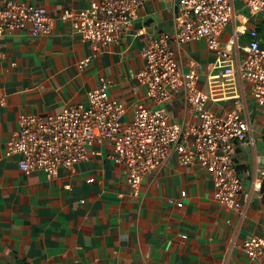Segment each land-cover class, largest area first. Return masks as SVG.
Instances as JSON below:
<instances>
[{"label": "crops", "instance_id": "0c3cea01", "mask_svg": "<svg viewBox=\"0 0 264 264\" xmlns=\"http://www.w3.org/2000/svg\"><path fill=\"white\" fill-rule=\"evenodd\" d=\"M20 1L45 6L52 29L37 37L16 30L0 39V87L8 99L0 108V264H222L226 250L228 264H264V256L251 260L241 247L244 240L264 235V181L258 189L252 184L254 168L264 167V114L254 105L255 146H240L235 158L242 185L238 198L247 203L243 214L213 199L212 177L205 168L182 166L175 156L145 177L134 197L126 183L127 169L114 162L110 142L91 146L87 160L60 169L52 178L42 170L24 173L18 156L6 154L21 114L46 116L85 103L101 78L110 82L111 96L124 103L123 122L132 120L138 104L154 106L136 79L144 66L142 48L160 33L174 31L170 2L146 0L119 41L95 51L75 34L70 20L61 18L94 0ZM237 3L235 19L221 41L237 31L240 42L247 44L256 28L264 47V20L242 0ZM173 46L183 71H190L192 62L201 64L198 86L208 93L210 77L223 71L213 65L215 52L205 39ZM232 102L212 98L208 107L222 114ZM166 108L177 123L197 118L184 90ZM182 190L187 191L184 207L169 204L167 199L180 198ZM182 234L188 236L185 244Z\"/></svg>", "mask_w": 264, "mask_h": 264}, {"label": "built area", "instance_id": "2783aa9c", "mask_svg": "<svg viewBox=\"0 0 264 264\" xmlns=\"http://www.w3.org/2000/svg\"><path fill=\"white\" fill-rule=\"evenodd\" d=\"M144 1L94 0L83 10L65 11L61 18L70 20L75 34L99 51L119 41ZM168 1L174 11V31L160 33L142 48L144 66L136 74L154 106L138 104L132 120L123 122L126 107L109 93L110 82L101 78L100 85L87 93L85 103L68 105L59 113L46 116L21 114L18 130L7 142L6 154L18 156V166L24 173L42 170L52 178L60 169L87 160L91 146L110 142L114 162L127 169L126 183L134 197L140 195L145 177L175 156L182 166L199 164L205 168L212 177L213 199L243 214L247 203L238 198L242 185L235 158L240 146H255L251 134L252 105L264 114V47L256 28L250 30L247 44L240 42L237 31L227 41H221L225 27L235 19L238 0ZM242 1L251 13L264 20V0ZM51 29L52 20L45 6L20 0L0 4V39L16 30L37 37L50 34ZM202 39L215 52L214 67L223 70L222 75L210 77L208 93L198 86L201 64L192 62V69L183 71L173 46V42ZM87 61L82 60L81 64ZM220 78L224 81L220 82ZM181 90L197 115L195 121L177 123L166 108ZM212 98H229L233 102L221 114L208 107ZM7 101V94L0 87V108ZM263 181L264 167H255L253 188H260ZM186 197L187 191L182 190L180 198L170 197L167 201L182 208ZM181 238L185 244L188 236L182 234ZM241 247L251 260L263 257L264 235L244 240ZM229 256L230 251L226 250L222 264H228Z\"/></svg>", "mask_w": 264, "mask_h": 264}, {"label": "rangeland", "instance_id": "374dc122", "mask_svg": "<svg viewBox=\"0 0 264 264\" xmlns=\"http://www.w3.org/2000/svg\"><path fill=\"white\" fill-rule=\"evenodd\" d=\"M238 4V3H237Z\"/></svg>", "mask_w": 264, "mask_h": 264}]
</instances>
